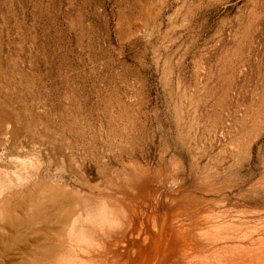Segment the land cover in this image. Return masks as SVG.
<instances>
[{
  "label": "rangeland",
  "instance_id": "374dc122",
  "mask_svg": "<svg viewBox=\"0 0 264 264\" xmlns=\"http://www.w3.org/2000/svg\"><path fill=\"white\" fill-rule=\"evenodd\" d=\"M2 113L32 135L49 121L91 184L175 158L184 174L161 192L187 195L207 137L264 128V0H0Z\"/></svg>",
  "mask_w": 264,
  "mask_h": 264
},
{
  "label": "bare ground",
  "instance_id": "6f19581e",
  "mask_svg": "<svg viewBox=\"0 0 264 264\" xmlns=\"http://www.w3.org/2000/svg\"><path fill=\"white\" fill-rule=\"evenodd\" d=\"M3 113L0 264H264V209L246 205L264 199V128L207 137L191 192L170 195L161 190L184 170L175 158L155 175L98 167L91 184L49 121L40 115L32 135L24 116ZM231 168L258 175L231 180Z\"/></svg>",
  "mask_w": 264,
  "mask_h": 264
}]
</instances>
